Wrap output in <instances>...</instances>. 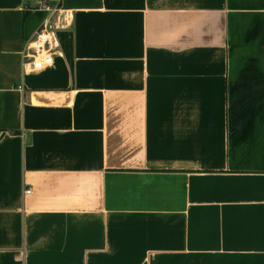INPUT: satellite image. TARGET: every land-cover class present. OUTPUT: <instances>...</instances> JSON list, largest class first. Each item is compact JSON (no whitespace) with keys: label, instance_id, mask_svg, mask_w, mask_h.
Segmentation results:
<instances>
[{"label":"crops","instance_id":"0c3cea01","mask_svg":"<svg viewBox=\"0 0 264 264\" xmlns=\"http://www.w3.org/2000/svg\"><path fill=\"white\" fill-rule=\"evenodd\" d=\"M41 1L0 0V264H264V0Z\"/></svg>","mask_w":264,"mask_h":264},{"label":"built area","instance_id":"2783aa9c","mask_svg":"<svg viewBox=\"0 0 264 264\" xmlns=\"http://www.w3.org/2000/svg\"><path fill=\"white\" fill-rule=\"evenodd\" d=\"M39 8L49 13V17H57L62 12L61 0H42ZM67 15V13H66ZM67 22L57 20L43 23L36 31L34 37L26 42L23 56L26 64H31L33 70H41L54 62V56L58 52L56 32L68 27ZM30 192V189L27 190Z\"/></svg>","mask_w":264,"mask_h":264},{"label":"trees","instance_id":"16d2710c","mask_svg":"<svg viewBox=\"0 0 264 264\" xmlns=\"http://www.w3.org/2000/svg\"><path fill=\"white\" fill-rule=\"evenodd\" d=\"M145 0H105L107 8L110 9H141Z\"/></svg>","mask_w":264,"mask_h":264}]
</instances>
